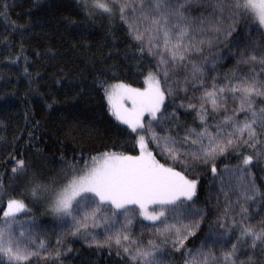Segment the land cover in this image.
I'll use <instances>...</instances> for the list:
<instances>
[{"label":"trees","instance_id":"16d2710c","mask_svg":"<svg viewBox=\"0 0 264 264\" xmlns=\"http://www.w3.org/2000/svg\"><path fill=\"white\" fill-rule=\"evenodd\" d=\"M203 2L210 4L215 0ZM210 11L211 8L206 9ZM65 17L76 23L68 27ZM231 23V19H225L223 26ZM25 24L30 26L20 27ZM250 42L258 46L264 44V29L254 21L238 20L227 40L221 36L211 49L205 48L207 75L215 77V83L223 84L227 82L225 77L233 73L242 77L253 69L256 73L264 72V65L259 63L237 65L236 52ZM136 48L137 42L129 35L128 23L118 19L109 21L104 16L96 17L94 23L88 21L76 0H0V181L4 185V201L9 196L25 198L27 182L33 172L45 178L55 176L64 167L60 163L62 155L69 162L75 159L82 166L81 155L89 159L106 150L137 154L133 151L130 129L108 112L100 81L112 83L115 77L134 88H144V78L152 71L166 90L161 109L165 115L155 130L161 135L169 133L182 139L185 128L201 129L200 121L195 119L196 113L179 107L181 102L187 105V97L193 95L190 86L187 93L184 91L183 70L169 67L168 78H165L164 66L157 67L158 58L147 52L141 56ZM211 82L209 79L208 83ZM169 86L173 89L171 93L167 92ZM195 95L198 97L200 92ZM232 107L229 100V110ZM220 119L219 114L209 117V125ZM81 129L84 131H79ZM208 130L216 132L214 126ZM150 147L162 163H172L154 144ZM246 152L250 154L251 150ZM21 155L30 163L28 176L14 175L11 171L14 165L8 161ZM240 163L238 153L229 149L216 157V173L211 171V165L196 168L174 165L189 179L198 182L192 200L182 198L183 202H178L181 210L187 208L190 212L178 213L177 219L169 214L168 218L169 223L177 226L198 222L195 234L186 241L183 255L156 233V228L161 227L159 222L149 223L137 213H130L133 216L130 217L131 227H114L102 220V225L111 227L114 235L119 231L129 236V241L122 240V246L118 247L114 239L93 242L99 229L89 223L73 234L77 227L75 221L59 219L50 211L45 197L28 196L25 203L31 209L27 208L17 218L32 219L37 240L35 248L39 249L43 241L46 250L41 251L33 264H136L123 247L146 248L149 241L158 246L156 264H183L185 258H189V249L198 260L199 245L201 251L210 249L220 258L237 242L239 228L233 221L247 223V217L257 223L264 219V197L258 194L255 201L246 202L243 195V185L248 181L255 183L258 193H264V161L250 168L251 175L246 178L235 171ZM242 208L247 212H242ZM105 210L108 217L113 214V209ZM197 212L200 214H193ZM82 213L76 220L82 221ZM119 215L118 218H122L123 214ZM63 226L69 227L63 230ZM56 252L60 253L59 258ZM237 255L240 261L251 257L255 264H264V249L259 244L252 248L250 241L240 243Z\"/></svg>","mask_w":264,"mask_h":264},{"label":"snow or ice","instance_id":"6c2138e0","mask_svg":"<svg viewBox=\"0 0 264 264\" xmlns=\"http://www.w3.org/2000/svg\"><path fill=\"white\" fill-rule=\"evenodd\" d=\"M76 2L86 19L93 23L98 16H104L109 21H131L129 35L137 42L136 51L141 56L147 52L158 58L157 67L164 66L165 78H168L169 67L182 69L184 91L187 93L190 86L193 95L187 97V105L181 102L179 107L193 110L195 119L200 121L202 127L199 131L185 128L182 139L169 133L161 135L155 130L165 115L161 109L166 90L152 71L144 78V88H134L115 77L112 83L100 81L108 112L130 129L133 151L137 154L106 150L92 155L90 162L81 155L82 166L75 159L69 162L62 155L60 163L64 167L55 176L45 178L32 173L25 189V198L9 196L4 201V185L0 181V202H3V206H0V264H33V260L39 259L41 251H46L43 241L36 249L31 233L26 235L21 227L17 234L14 227L18 215L27 209L25 199L28 196L45 197L51 212L59 219L71 218L75 221L77 227L73 234L79 230L82 221L94 218L103 206L111 207L113 216L123 214L128 224L132 222L129 214L138 213L146 220L159 222L161 227L156 228V232L164 238L165 243L170 242L183 255L186 241L195 234L198 222L195 225L180 223L177 226L176 223H169L168 218L169 214L177 219L178 213L190 212L187 208L181 210L178 202L182 203V198L192 200L198 182L189 179L184 171H178L174 165L178 163L184 168L211 165V171L216 173V157L231 149L238 153L241 160L235 171L246 178L251 175L250 168L264 161V72L256 73L253 69L242 77L233 73L231 77H225L226 83L217 84L215 77L207 75L208 58L203 55L205 48L211 49L221 36L227 40L238 20L254 21L264 28V0H215L210 4H204L203 0ZM207 8H211V11L206 12ZM64 19L68 27L76 23L68 17ZM225 19H231L233 23L224 27ZM29 26L20 25L22 28ZM235 55L237 65H264V44L258 46L250 42ZM214 61L215 57L213 68ZM209 79L211 83H208ZM172 91L169 86L167 92ZM197 91L200 92L198 97L195 95ZM229 100L233 104L231 110L228 108ZM217 114L221 115V119L209 125V117ZM210 126L216 128L215 133L209 132ZM151 144L172 163H162L157 159ZM246 150H251L250 154ZM8 162L14 165L11 168L14 175L28 176L31 166L22 155L20 158L12 157ZM243 188L246 202L255 201L258 194L264 197V193H258L252 181L245 183ZM89 207L90 211L84 212L82 221H77L76 216ZM242 212L246 213L247 209L242 208ZM245 219L247 223L244 220L239 223L233 221L239 228L237 242L232 243L231 249L224 251L220 258L209 249L198 251L197 260L193 250L189 249V258H185L183 264H255L251 257L239 260L238 244L250 241L252 248L259 244L264 249V219L257 223H252L251 218ZM113 239L119 247L122 240L129 241V236L118 231L114 236H108L106 242ZM157 248L149 241L146 248L137 246L132 250L123 247V251L136 264H156ZM55 256L59 258L60 253L56 252Z\"/></svg>","mask_w":264,"mask_h":264},{"label":"rangeland","instance_id":"374dc122","mask_svg":"<svg viewBox=\"0 0 264 264\" xmlns=\"http://www.w3.org/2000/svg\"><path fill=\"white\" fill-rule=\"evenodd\" d=\"M129 23H132L131 21H129L128 22V25H129ZM264 29V28H263ZM145 87H146V85H145ZM157 149V148H156ZM90 162V161H89ZM90 207H94V206H90ZM90 207L89 208H85L83 211H81V212H83L82 214L84 215V212L85 211H90ZM27 208L28 209H31L29 206H27ZM49 209H50V207H49ZM105 209H112L111 207H109V206H103V207H101V210H103V212H101V213H97L96 214V216L94 217V219H90V218H92V217H89V219L85 222V221H83V223H82V225L81 226H84V225H87V223H89L91 226L93 225L95 228H98L99 229V231L95 234V237H93L92 238V241L93 242H95V240H98V241H104V240H106V238L108 237V236H110V235H112V236H114V233L112 232V230L110 229L111 227H109V226H104V224L102 225V220L104 219L105 221H109L114 227H115V225H119V226H129V227H131V226H133V221L130 223V224H128L127 222H126V220H125V217H123V215H122V218H118V217H120L121 215H119V216H114L113 217V214H111L110 215V217H108L107 215H106V210ZM151 210V209H150ZM50 211H51V209H50ZM112 212H113V210H111ZM138 214V213H137ZM130 215V217H133V216H131V214H129ZM139 215V214H138ZM79 217V216H78ZM106 217H108L107 219H105ZM140 217H142V216H140ZM80 218V217H79ZM143 218V217H142ZM144 219V218H143ZM67 220V219H66ZM144 220H146V219H144ZM78 221V220H77ZM147 222H149V223H152V222H154V221H149V220H146ZM74 225V224H73ZM81 226H79V227H81ZM15 227V229H16V232H17V234L19 233V231L21 230V227L23 228V230L25 231V233H26V235L30 232L31 233V240L34 242H36L37 243V240H36V237H35V234H34V229H33V221H32V219L31 218H23V217H20V218H17V224L14 226ZM69 226H63V230H66L67 228H68ZM157 233V232H156ZM88 241H90V239L88 240ZM132 241H134L133 239H132ZM201 249H202V246H198V248H197V252L198 251H201ZM155 259H157V258H155Z\"/></svg>","mask_w":264,"mask_h":264}]
</instances>
